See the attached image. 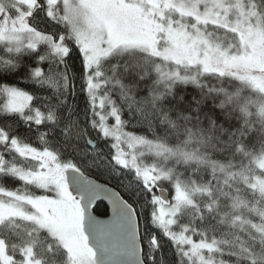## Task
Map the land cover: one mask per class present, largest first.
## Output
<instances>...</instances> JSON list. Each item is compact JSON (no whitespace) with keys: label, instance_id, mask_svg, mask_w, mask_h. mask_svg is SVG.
<instances>
[{"label":"snow or ice","instance_id":"6c2138e0","mask_svg":"<svg viewBox=\"0 0 264 264\" xmlns=\"http://www.w3.org/2000/svg\"><path fill=\"white\" fill-rule=\"evenodd\" d=\"M0 264H264V0H0Z\"/></svg>","mask_w":264,"mask_h":264},{"label":"trees","instance_id":"16d2710c","mask_svg":"<svg viewBox=\"0 0 264 264\" xmlns=\"http://www.w3.org/2000/svg\"><path fill=\"white\" fill-rule=\"evenodd\" d=\"M20 86L23 87L24 85L21 84ZM91 177L94 178V179H96V180H98V181H100V182H102V183H105V184H107V185H109V186H111L113 188H116V182H115V180L109 181V179L107 178V176L98 175V174H92ZM116 190H119V189L117 188ZM94 214H96L98 216H106V215L101 214V213H95L94 212Z\"/></svg>","mask_w":264,"mask_h":264},{"label":"water","instance_id":"95a60500","mask_svg":"<svg viewBox=\"0 0 264 264\" xmlns=\"http://www.w3.org/2000/svg\"><path fill=\"white\" fill-rule=\"evenodd\" d=\"M90 178H92V177H90ZM92 179H94V178H92ZM94 180H96V179H94ZM98 183H102V182H100V181H98V180H96ZM102 184H105V183H102ZM105 185H107V184H105ZM107 186H109V185H107ZM109 187H111V186H109ZM98 204H103V205H107L108 204V201L107 200H103L102 202L101 201H98L97 202ZM111 215V209H110V206H109V211H108V214L106 215V216H99V218H101V219H107L109 216Z\"/></svg>","mask_w":264,"mask_h":264}]
</instances>
